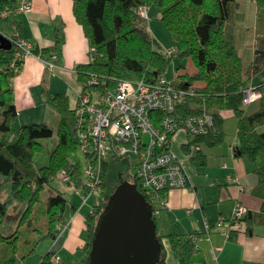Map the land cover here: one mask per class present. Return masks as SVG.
Returning <instances> with one entry per match:
<instances>
[{
  "label": "trees",
  "instance_id": "obj_1",
  "mask_svg": "<svg viewBox=\"0 0 264 264\" xmlns=\"http://www.w3.org/2000/svg\"><path fill=\"white\" fill-rule=\"evenodd\" d=\"M73 1L76 19L83 26L92 48L89 62L77 65L75 70L81 85L87 84L93 76L98 78L102 86L110 88L115 87L119 81L129 79L154 82L159 76H165L174 57L182 60L191 58L198 69L197 73L181 75L179 82L173 79L171 81L181 91L175 109V116L181 123L190 116L204 113L211 114L214 120V125L207 133L194 135L187 131L193 137L187 148H200L196 150L199 153L193 159L199 170L205 172L208 165L207 157L202 153L203 145L216 146L225 139L224 117L221 113L223 109H232L238 118L239 144L235 146V153L252 162L264 154V132L258 131V127L264 125V94L259 99L262 100V107L254 114L246 113L245 106L249 104L244 103V90L251 75L264 67V52L257 49L255 60L246 65L236 44L228 38L225 24L236 0ZM255 1L259 9H264V0ZM19 3L20 0H1V10L7 7L16 10ZM142 5L148 8L157 6L160 9V19L176 42L175 53L169 55L165 52L153 36L148 27L150 15L144 17L140 14L139 8ZM57 37L56 46L45 48L43 55L59 51L57 46L63 43V36L61 34ZM14 62L20 69L24 63L16 60L13 47L0 48V175L3 177L0 185L5 182L10 184V199L3 201L0 198V241L16 238L15 233L8 236L3 233L13 201L28 205L26 216L40 199L45 186L61 170L67 169L78 184L82 179L81 165L73 163L69 156L78 145L74 136L76 110L71 106L67 94L45 91L46 102L61 116L57 130L45 123L26 124L11 139L13 125L18 117L12 79L19 71L13 67ZM198 81L205 85L197 86L195 83ZM55 135L58 140L49 164L36 166V153L43 150L45 140L52 139ZM130 165L128 157H112L103 164L101 191L94 196V200H98L95 205L96 214H88L86 218L88 237L82 264H86L88 260L99 217L117 187L129 180L143 192L139 178L129 175ZM259 172L264 175V165ZM56 190L58 192L47 200L48 231L40 240L47 237L56 240L57 220L77 210L75 205L70 204L71 200L67 195L62 193L60 185L55 187ZM154 218L163 243V251L157 264L167 263L166 238L180 264H193L197 248L192 238L176 232L173 227L163 228L159 217ZM34 251L35 248L20 256L14 247L11 255L3 256L0 248V264H21ZM52 253L53 250L48 251L40 264H53Z\"/></svg>",
  "mask_w": 264,
  "mask_h": 264
},
{
  "label": "crops",
  "instance_id": "obj_2",
  "mask_svg": "<svg viewBox=\"0 0 264 264\" xmlns=\"http://www.w3.org/2000/svg\"><path fill=\"white\" fill-rule=\"evenodd\" d=\"M73 2L32 0L30 10H13L9 17H0L7 21L3 25L0 23L1 32L12 34L17 27L20 36L34 44L35 55L25 59L12 79L14 101L18 108L16 122L20 126L45 123L58 129L61 116L46 102V90L67 94L71 106L75 108L77 105L81 84L75 70L77 65L89 62L91 44L83 26L76 19ZM149 8L155 14H161L157 7ZM231 8L225 31L236 44L244 63L249 65L255 60L257 49L264 52V29H260V18L264 23V9H259L255 0H236ZM250 15L252 21L247 25ZM61 34L63 43L57 46L60 59L57 69L51 71L44 60L36 55L42 54L45 48H54L57 36ZM169 51H177L175 41ZM51 52L44 53V56ZM197 71L191 58L181 60L173 80L176 81L186 73L194 75ZM262 80L264 67L251 75L247 87L259 84ZM195 84L205 85L199 81ZM261 107L262 100H258L245 106V110L250 115ZM221 113L224 117L225 139L216 146L203 145L202 153L208 160L205 172H201L193 160L199 152L187 148L193 137L186 130H180L172 138L171 148L184 162L189 185L168 192L167 208L162 211L159 219L163 228L173 227L185 237L192 233L201 237L200 247L193 255V264H264V175L259 172L264 165V154L254 162L238 156L235 153V146L239 144L238 118L232 109H223ZM258 131L264 132V125L258 127ZM239 184H243V187ZM238 202L250 208L246 221L249 229L247 232H233L230 238H226L221 231L227 229V223ZM70 204L75 205L77 210L64 217L67 226L56 240L61 243L59 250L55 251L59 256L61 253L65 256L64 259L61 256V264H68L75 256L79 264H82L88 237V214L81 213V208L73 200ZM219 218L225 219L226 224L217 227L216 221ZM170 249L167 248L166 264H180Z\"/></svg>",
  "mask_w": 264,
  "mask_h": 264
},
{
  "label": "built area",
  "instance_id": "obj_3",
  "mask_svg": "<svg viewBox=\"0 0 264 264\" xmlns=\"http://www.w3.org/2000/svg\"><path fill=\"white\" fill-rule=\"evenodd\" d=\"M31 8L32 0H20L14 11H28ZM147 9L146 5L140 6V14L149 17ZM12 11L8 7L1 10L0 0V17L7 18ZM8 37L15 49L16 60L25 62L27 57L35 55L34 44L21 37L17 28ZM36 56L44 60L49 70L57 69L59 51H53L49 56ZM13 67L16 71L20 70L15 62ZM263 86L264 80L246 87L244 103L250 104L260 99L264 94ZM180 94L181 91L165 76H159L154 82L145 79L122 80L113 88L102 86L93 76L87 84L81 85L75 107L77 122L74 136L87 162L82 167V185L73 180L67 169L61 170L56 177L66 192L80 197L79 209L86 205L90 207V215L96 214L98 200L95 201L94 196L101 191L103 164L112 157H128L132 164V157L136 156V176L142 184L143 194L152 205L153 216L159 217L167 208L170 190L188 187L189 177L184 162L172 150L171 140L180 129L194 135L207 133L214 120L211 114L204 113L190 116L181 123L175 116ZM198 149V146H193V150ZM71 160L81 165L80 159ZM239 185L243 187V184ZM249 211L246 204L238 202L227 229L221 233L230 238L233 232H247ZM225 224L223 218L216 221L217 227ZM59 227L61 231L62 227ZM190 238L199 249L201 237L192 233ZM55 260V264H60L59 256Z\"/></svg>",
  "mask_w": 264,
  "mask_h": 264
},
{
  "label": "rangeland",
  "instance_id": "obj_4",
  "mask_svg": "<svg viewBox=\"0 0 264 264\" xmlns=\"http://www.w3.org/2000/svg\"><path fill=\"white\" fill-rule=\"evenodd\" d=\"M152 7V6H151ZM157 7V6H153ZM158 8V7H157ZM159 9V8H158ZM148 14L150 15V19L148 21V27L151 30L153 36L159 41V43L162 45V49L167 52L169 55L173 54L172 52L169 51L170 48L173 47L174 45V40L172 37V34L170 30L166 27L164 22L160 19V14H155L154 11H152L151 8L147 9ZM3 18V17H1ZM0 18V23L6 24V20H3ZM6 21V22H5ZM252 21L251 15L246 21V24L248 25ZM17 28V27H16ZM18 29V28H17ZM260 29H264V23L262 19L260 18ZM9 33V31H7ZM20 35V34H19ZM7 36H11L8 35ZM228 38H230V35L228 34ZM50 55V54H49ZM48 55V56H49ZM182 59L178 57H174L171 61V64L165 74V77H167L169 80H172L175 76V72L177 69V64L179 61ZM183 61V60H182ZM188 74V73H186ZM184 75V74H183ZM177 82L181 81L179 80V77L176 79ZM257 99L256 101H258ZM255 102V101H254ZM20 123L17 121L13 125V131L11 134V139L13 137L17 136L19 130H20ZM183 130V129H180ZM178 130V132L180 131ZM176 135V134H175ZM174 135V136H175ZM173 136V137H174ZM58 137L55 139L51 140H45L44 141V148L43 150L39 151L35 155V165L38 167L44 166L49 164L50 158L52 151L55 148V142L58 140ZM57 143V142H56ZM173 150V149H172ZM69 156L73 159H80L81 160V170L82 167H84L87 162H86V157L82 153L79 147L75 151L70 152ZM133 158V163L129 166V175L133 177L136 175L137 172V158L136 156L132 157ZM58 175V174H57ZM57 177V176H56ZM54 178L53 181L48 183L42 193L40 194V199L35 203L34 207L32 210L25 216L26 210L28 205L26 203H23L21 201H13L10 204L9 207V214L7 218V224L5 225V228L3 230V233L5 236L11 235V234H16V238H9L8 240H2L0 241V248L2 250L3 256H9L13 252V248H17V253L20 256L25 255L27 252H29L31 249L35 248V251L32 254H29L21 264H40L42 257L50 250H53L52 253V261L53 264H55L56 260L55 258L59 256V254L55 250H59L60 242H57L53 238H44L40 240L48 231V215L46 213V208H47V200L51 195L56 194L58 191H55V187H60L63 188L62 193L66 194L67 197L70 200H73L74 203L77 205L80 204L81 199L78 195H75L71 192H66L64 190V186H62L61 183L58 182V178ZM3 177L0 175V183H2ZM73 180L75 178L73 177ZM81 184V182L79 183ZM82 185V184H81ZM9 192H10V184L9 183H3L0 185V198L3 201H8L10 199L9 197ZM89 206H83L80 209V212L85 214H89ZM59 226L62 227V232L65 230L67 223L65 222L64 218H59L57 220V231H58V237L61 235V231H59ZM11 241V242H9ZM165 244L168 249H170L169 246V240L166 238L165 239ZM171 250V249H170ZM86 253V250H85ZM61 256L63 259L65 256L61 253ZM60 257V264L62 263V258ZM72 261H68V264H79V260L75 256L72 258ZM83 260V259H82Z\"/></svg>",
  "mask_w": 264,
  "mask_h": 264
},
{
  "label": "water",
  "instance_id": "obj_5",
  "mask_svg": "<svg viewBox=\"0 0 264 264\" xmlns=\"http://www.w3.org/2000/svg\"><path fill=\"white\" fill-rule=\"evenodd\" d=\"M0 48H12L1 31ZM162 251L151 203L137 184L125 180L99 217L86 264H157Z\"/></svg>",
  "mask_w": 264,
  "mask_h": 264
}]
</instances>
